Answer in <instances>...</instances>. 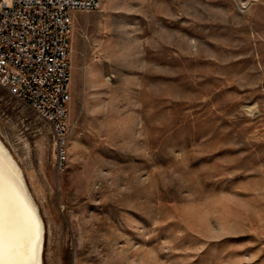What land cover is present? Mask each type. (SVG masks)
I'll return each instance as SVG.
<instances>
[{
  "label": "rangeland",
  "instance_id": "rangeland-1",
  "mask_svg": "<svg viewBox=\"0 0 264 264\" xmlns=\"http://www.w3.org/2000/svg\"><path fill=\"white\" fill-rule=\"evenodd\" d=\"M71 62L63 167L0 85L43 264H264V0H102Z\"/></svg>",
  "mask_w": 264,
  "mask_h": 264
},
{
  "label": "built area",
  "instance_id": "built-area-1",
  "mask_svg": "<svg viewBox=\"0 0 264 264\" xmlns=\"http://www.w3.org/2000/svg\"><path fill=\"white\" fill-rule=\"evenodd\" d=\"M102 0H0V85L45 118L66 159L75 12Z\"/></svg>",
  "mask_w": 264,
  "mask_h": 264
},
{
  "label": "bare ground",
  "instance_id": "bare-ground-1",
  "mask_svg": "<svg viewBox=\"0 0 264 264\" xmlns=\"http://www.w3.org/2000/svg\"><path fill=\"white\" fill-rule=\"evenodd\" d=\"M45 224L23 171L0 141V264H43Z\"/></svg>",
  "mask_w": 264,
  "mask_h": 264
}]
</instances>
